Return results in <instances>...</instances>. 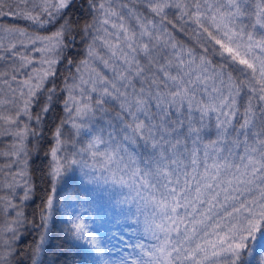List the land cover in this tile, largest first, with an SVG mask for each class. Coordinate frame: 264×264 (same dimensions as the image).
I'll list each match as a JSON object with an SVG mask.
<instances>
[{"label":"snow or ice","instance_id":"snow-or-ice-1","mask_svg":"<svg viewBox=\"0 0 264 264\" xmlns=\"http://www.w3.org/2000/svg\"><path fill=\"white\" fill-rule=\"evenodd\" d=\"M72 5L73 0H0V17L38 27L60 21L49 36L0 27L8 40L5 45L0 39V51L20 61L12 67L16 86L4 80L10 99L0 100V122L9 126L4 131L19 142L5 155L14 156L20 170L7 174L4 186L12 195L22 187L23 201L34 195L25 142L37 129L28 123L21 127L20 118L40 125L53 108L56 88L47 90L42 104L38 93L55 75L58 61L45 59L47 69H33L18 81L16 73L32 59L15 51L17 44H39L35 50L47 53L69 47L77 36L92 39L88 59L80 62L87 79L81 75L79 84L65 82L66 115L54 127L50 153L51 190L33 224L42 229L39 244L52 217L56 185L76 168L88 184L110 186L105 191L114 205L127 206L124 216L140 226L128 234L135 239L120 235V244L108 248L77 216L69 235L99 258L94 264H246L257 245L264 254V0L118 5L88 0L91 22L82 27L69 17ZM176 32L194 43L179 41ZM34 105L39 107L35 115ZM0 206L16 209L15 219L0 229L11 233L4 240L7 254L0 256L8 261L19 255L13 241L25 217L22 206L7 196H0ZM106 252L117 258H107Z\"/></svg>","mask_w":264,"mask_h":264},{"label":"trees","instance_id":"trees-1","mask_svg":"<svg viewBox=\"0 0 264 264\" xmlns=\"http://www.w3.org/2000/svg\"><path fill=\"white\" fill-rule=\"evenodd\" d=\"M114 4L118 5L121 2L128 3L129 0H114ZM11 4L12 0H8ZM131 6V5H130ZM67 11V10H66ZM146 15L151 16L150 13L144 9H140ZM69 17L73 21H78L79 26H83L86 22H91L92 14L89 12L88 0H73V5L69 11ZM170 18H173L170 16ZM60 21H52L43 26L33 25L30 21L24 19H16L12 16L0 17V27L16 26L26 28L29 33L49 36L52 35L59 27ZM75 27V25H74ZM78 30V29H77ZM3 33H0V39L4 41ZM103 35V33H99ZM177 39L183 43L193 44L194 41L189 40V36L184 33L176 32ZM2 36V37H1ZM90 36H85L83 39L79 36L67 48L55 52L54 58L57 63L53 65L55 70L54 76H48L44 83V91L38 93L41 100L40 103L46 101L47 90L55 87L56 93L53 97V108L46 114L40 125H37L35 120L28 121L26 117L20 118V126L28 123L31 128L37 129L36 136H29L25 142L28 150V172L33 184L34 195L26 203L21 204V197L23 195V188L18 187L15 190V195L4 186L5 180L8 178L7 174L14 173L20 170L19 163H14L15 157L5 155L10 153L12 145L19 142L15 137L5 133L4 129L9 127L0 122V196H7L12 199L13 203L21 205L25 217V223L19 228V239L13 241L15 252L19 255L9 257L7 264H94V261L99 259L93 255H89L91 251L87 245L82 242L75 241L69 235L70 224L77 216L84 220L88 226L89 231L96 234L102 246L113 248L120 244L118 237L124 235L126 239H135V236H129V233H136L140 230V226L131 223L124 215L118 214V206L114 202L99 195L94 184H88L84 178L83 173L76 168L70 170L62 181L56 185V195L54 198V209L50 222L47 224V232L45 240L42 244V249L35 251L39 244L42 229L39 226L33 227V224H38L39 213L43 206L44 199L50 193L51 183L48 175L51 165V150L55 146L53 137L54 127L58 123L59 118L66 115L63 111L64 99H67V92L65 89V82L70 85L72 79L75 78V83L79 84L78 80L81 75L87 79V70L80 64L82 60L88 59V45L91 44ZM67 43V41H66ZM6 45V43H5ZM97 47L100 48L101 55H105L103 48L97 42ZM25 49V47H24ZM15 51L22 53V48H16ZM5 59L0 60V72H8L7 77H0V100L10 99V92L7 85L4 83L8 79L13 87L16 83L11 81L13 62L19 65L18 57L12 55L11 52L4 53L0 51ZM218 59V58H214ZM33 60L26 68L28 70H21L16 73L17 80H23L32 73L33 69H39V65H33ZM77 67L81 68V72H77ZM95 67L101 72L111 75L103 65L96 62ZM234 75H236L234 73ZM95 97V94H92ZM11 109V105H4V110ZM32 112L35 115L39 112V107L34 105ZM14 127V126H13ZM23 156H21V162ZM62 204V205H61ZM16 209L9 208L4 211L0 206V229H4L13 221ZM71 213V216L68 214ZM5 232H0V238ZM11 233H7L4 239H9ZM112 238L111 243L109 238ZM1 242V241H0ZM145 243H152V241L144 238ZM4 250H6L4 248ZM262 254L259 251V245L252 248V255L248 258L246 264H261ZM106 257L115 260L116 255H110L106 252Z\"/></svg>","mask_w":264,"mask_h":264},{"label":"rangeland","instance_id":"rangeland-1","mask_svg":"<svg viewBox=\"0 0 264 264\" xmlns=\"http://www.w3.org/2000/svg\"><path fill=\"white\" fill-rule=\"evenodd\" d=\"M117 1H120V0H117ZM113 2H115L114 0H113ZM2 37V36H1ZM3 38H4V43H6V45H7V43H8V40H7V38L5 37V35H3ZM39 46H41V45H39V44H37V45H32V44H28L26 47L25 46H21L19 43L17 44V47L18 48H22L24 51H28V52H22L21 54H23V55H25V56H28V57H30L34 62H33V65H39V70H44V69H47L48 68V64L47 63H41L43 60H45V59H48V58H54V56H55V52H47V53H41V52H38V51H36L35 49H36V47H39ZM24 47H25V49H24ZM25 70H28V69H30V68H24ZM72 81V83L73 82H75L74 81V79H72L71 80ZM78 82H79V80H78ZM71 83V84H72ZM70 84V85H71ZM95 185V184H94ZM96 186V188H97V192H98V194L99 195H102L103 196V198H106V199H108L110 202H112V200H111V198H110V195H109V193L108 192H106L105 191V188L106 187H109L110 188V186H105L103 183H100V184H98V185H95ZM21 188V187H20ZM16 190V189H15ZM24 190V189H23ZM21 199V198H20ZM27 201H23L22 199H21V204H24V203H26ZM62 205V204H61ZM126 207L127 206H125V205H120V206H118L117 208H118V214L119 215H124V213H123V210L124 209H126ZM53 209H54V202H53ZM53 209H52V213H53ZM14 218H15V213H14ZM7 234V232H5V234H4V236L3 237H1L0 238V256H3V255H6L7 254V247L4 245V237H5V235ZM7 240V239H6ZM113 239L110 237L109 238V240L108 241H110L111 243H113V241H112ZM113 244H115V243H113ZM4 248L6 249V250H4ZM40 249H42V244L40 245V247H39V250ZM0 264H7V261H4V260H2V259H0Z\"/></svg>","mask_w":264,"mask_h":264}]
</instances>
